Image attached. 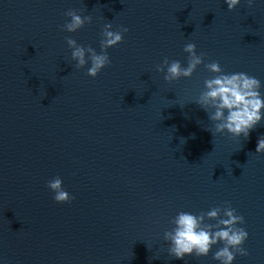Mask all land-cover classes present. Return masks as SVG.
Returning a JSON list of instances; mask_svg holds the SVG:
<instances>
[{"label": "water", "instance_id": "obj_1", "mask_svg": "<svg viewBox=\"0 0 264 264\" xmlns=\"http://www.w3.org/2000/svg\"><path fill=\"white\" fill-rule=\"evenodd\" d=\"M0 264H264V0H0Z\"/></svg>", "mask_w": 264, "mask_h": 264}]
</instances>
